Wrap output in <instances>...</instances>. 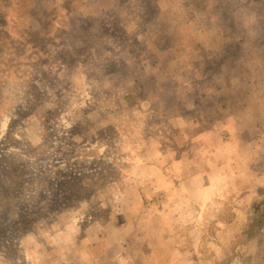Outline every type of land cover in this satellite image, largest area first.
<instances>
[{
  "label": "rangeland",
  "instance_id": "1",
  "mask_svg": "<svg viewBox=\"0 0 264 264\" xmlns=\"http://www.w3.org/2000/svg\"><path fill=\"white\" fill-rule=\"evenodd\" d=\"M264 0H0V264H264Z\"/></svg>",
  "mask_w": 264,
  "mask_h": 264
},
{
  "label": "trees",
  "instance_id": "2",
  "mask_svg": "<svg viewBox=\"0 0 264 264\" xmlns=\"http://www.w3.org/2000/svg\"><path fill=\"white\" fill-rule=\"evenodd\" d=\"M254 217L251 219L252 221V228L254 229H262L264 228V201L260 202L259 204H255L253 208Z\"/></svg>",
  "mask_w": 264,
  "mask_h": 264
}]
</instances>
